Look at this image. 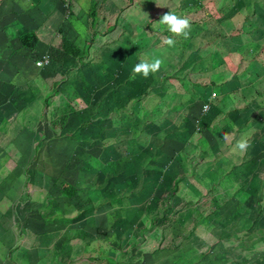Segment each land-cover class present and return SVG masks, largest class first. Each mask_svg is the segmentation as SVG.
Masks as SVG:
<instances>
[{
	"label": "rangeland",
	"instance_id": "rangeland-1",
	"mask_svg": "<svg viewBox=\"0 0 264 264\" xmlns=\"http://www.w3.org/2000/svg\"><path fill=\"white\" fill-rule=\"evenodd\" d=\"M91 2L92 15L74 22L78 33L58 29L39 53L30 51L34 66L44 55L49 63L32 70L31 99L0 131V241L6 232L14 264H264V181L255 175L264 165H221L232 134L220 123L199 133L185 115L189 87L169 83L177 93L169 95L160 80L189 62L188 79L196 80L197 57L161 15L187 18L188 31L202 20L201 28L215 30V8L227 4ZM62 3L65 23L71 1ZM216 32L198 33L197 49L232 52L221 41L232 36ZM238 35L239 46L251 47L240 26ZM167 37L174 46L163 43ZM154 57L163 61L157 72H132Z\"/></svg>",
	"mask_w": 264,
	"mask_h": 264
},
{
	"label": "crops",
	"instance_id": "crops-1",
	"mask_svg": "<svg viewBox=\"0 0 264 264\" xmlns=\"http://www.w3.org/2000/svg\"><path fill=\"white\" fill-rule=\"evenodd\" d=\"M70 1L71 16L67 22L63 23L65 13L62 0H0V131L4 126H9L15 121L14 118L16 119L23 112L22 107L25 103L22 102L31 99V92L34 88L31 89L28 85L32 70L37 68L34 66L30 51H33V56L36 52L39 53L49 44L58 29L64 30L63 32L67 35L78 33V23L74 22L83 18L88 19L92 15L91 0ZM216 1L213 0L211 3ZM139 3H141L140 0H137L136 4ZM218 3L227 4L223 8L220 6L215 8L212 16L217 15L218 18L214 17V20L220 21L218 24L221 28L215 30L210 28L208 31L205 30L206 23L203 20L201 23L198 21L196 24L199 23V26L189 30L190 33L195 32V34H189L191 37L188 36L187 39L183 38L186 43V52L187 50L193 51V56L197 55L193 64L194 71L198 72L194 75L196 80L188 79L189 71L193 73L191 62L181 67L182 73L168 74L160 80L167 82L169 86L171 85L169 83L173 82V85H184V89L189 87L188 92H192L193 96L187 99V101L190 100V106L185 115L195 119L193 123L196 124L195 127H198L199 133L203 134L204 130L208 131L213 128L212 123L214 126L220 123L221 129L226 132L225 135L232 134L231 142L227 146L228 151L220 153L219 162L223 165L230 161V167L236 165L239 171H243L247 169L246 166L255 165L254 160L261 161L257 165H264V127L261 128V125L255 124L256 118L262 124L264 122V117H261L264 116V104H262L264 101V40L263 45L260 46L255 44L256 39L254 38L259 36L258 33H262V38H264V12L256 15L261 8L264 9V0H218ZM249 5H251L249 13H243L244 9L248 11L246 7ZM140 6H143L142 3ZM205 15L206 13H203L201 19H204ZM247 24L250 25L247 26ZM202 26L205 28H201ZM239 26L241 31L250 37L251 47L247 45L245 48L246 44L242 46L237 44ZM221 30L228 37L232 36L221 40L225 42V45L230 43L232 47L234 53L230 61L228 57L231 51L213 49L207 52L197 49L204 44L198 33L206 34L215 31L220 33ZM25 36H30V38H25ZM192 37L195 38L192 39ZM195 45L197 46L194 47ZM175 91L171 88L169 95H176ZM211 93H214L216 97L211 102L210 110L203 114L200 107L209 99ZM253 131L259 132L260 135L254 138ZM203 139L201 141H204ZM241 141H247L248 147L245 150L237 146ZM209 142L215 148V153L219 155L220 144L215 140ZM226 156H229V159ZM262 171L263 168L255 174L259 181H264ZM241 174L243 176L240 175L239 178L246 181L250 179L245 178V173ZM3 235L5 236L4 242L0 241V264H14L15 261L5 249V245L9 243V236L6 232ZM45 241L44 239L42 243L40 242V245L45 244ZM27 263L31 264V259Z\"/></svg>",
	"mask_w": 264,
	"mask_h": 264
},
{
	"label": "clouds",
	"instance_id": "clouds-1",
	"mask_svg": "<svg viewBox=\"0 0 264 264\" xmlns=\"http://www.w3.org/2000/svg\"><path fill=\"white\" fill-rule=\"evenodd\" d=\"M159 23L166 25L168 31L174 33L177 36H183L185 39L189 36L190 22L187 18H181L175 13L169 11L161 15ZM82 31V27H81ZM163 43L167 44L169 47L175 45V40L171 37H167L163 40ZM163 61L159 58H153L151 62L141 61L135 64L132 68L134 74H143L144 77H147L150 72H157ZM238 148L245 150L248 147L247 141H241L238 143Z\"/></svg>",
	"mask_w": 264,
	"mask_h": 264
},
{
	"label": "built area",
	"instance_id": "built-area-1",
	"mask_svg": "<svg viewBox=\"0 0 264 264\" xmlns=\"http://www.w3.org/2000/svg\"><path fill=\"white\" fill-rule=\"evenodd\" d=\"M49 63V57L48 56H42L41 58H39L36 62H35V67H37L38 69H42L44 68L47 64ZM215 94L211 93L209 96V99L203 103L200 107V111L201 113L205 114L210 110L211 107V102L213 101V99L215 98Z\"/></svg>",
	"mask_w": 264,
	"mask_h": 264
},
{
	"label": "trees",
	"instance_id": "trees-1",
	"mask_svg": "<svg viewBox=\"0 0 264 264\" xmlns=\"http://www.w3.org/2000/svg\"><path fill=\"white\" fill-rule=\"evenodd\" d=\"M66 196H71L72 193H73V190L72 189H68V190H64Z\"/></svg>",
	"mask_w": 264,
	"mask_h": 264
}]
</instances>
